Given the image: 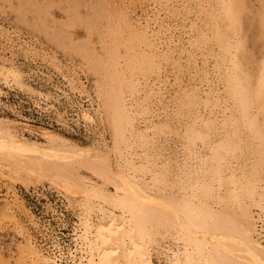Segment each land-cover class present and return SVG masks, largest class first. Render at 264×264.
Masks as SVG:
<instances>
[{
	"label": "bare ground",
	"instance_id": "obj_1",
	"mask_svg": "<svg viewBox=\"0 0 264 264\" xmlns=\"http://www.w3.org/2000/svg\"><path fill=\"white\" fill-rule=\"evenodd\" d=\"M213 1L208 0L207 7L200 5L206 28L192 24L189 39L193 51L207 52L205 63L218 46L220 57L213 64L217 72L210 81L217 85L209 93L211 98L202 102L209 112H194L197 116L186 117L183 124L178 113L173 119L176 128L155 110L162 89L149 77L173 59L170 45L175 30L166 39L162 27V36L155 38L149 23L136 25L118 12L111 19L105 56L71 46L88 63L82 70L93 75L99 100L96 110H81V117L90 123L94 116L105 117L116 165L104 152L50 134L44 146L30 142L20 134L19 123L0 118L1 173L6 169L8 177L48 180L78 215L74 249L66 253L51 238L50 255L22 221L17 194L7 189L2 214L20 242L15 255L0 251V264H152V251L166 264H264V223L261 211H254L261 210L259 200L264 197V54L258 72L244 70L251 60L243 53L248 39L244 20L250 8L245 0H217L214 9ZM260 9L255 18L258 28L250 39L260 43L264 52V0ZM99 11L101 17L104 9ZM66 75L71 90L83 96V84L82 90L75 88L79 74L74 70ZM0 78L5 84L26 87L19 68L1 58ZM195 99L191 90H184L181 106L192 105ZM167 133L182 134L184 167L187 161L198 160L180 193L168 190L166 167L157 169L139 153ZM201 148L208 150L207 155L201 154ZM249 155L254 161L239 165V158ZM82 169L98 180L97 185L81 176ZM74 193L81 194L80 201L72 200ZM33 225L40 228L37 222Z\"/></svg>",
	"mask_w": 264,
	"mask_h": 264
},
{
	"label": "rangeland",
	"instance_id": "obj_2",
	"mask_svg": "<svg viewBox=\"0 0 264 264\" xmlns=\"http://www.w3.org/2000/svg\"><path fill=\"white\" fill-rule=\"evenodd\" d=\"M245 1L250 13L244 20L248 39L243 53L251 60L246 61L249 64L245 65L244 70L254 75L259 71L264 52L262 45L254 43L250 38L258 28L255 18L261 10L262 0ZM212 3L215 9L218 1ZM200 5L207 7L208 0H0V58L19 68L22 83L26 86L21 87L14 82L5 84L0 78V118L19 123L20 134L30 142L44 146L46 135L50 134L66 139L72 145L86 149L92 147L104 152L112 164L116 165V152L112 149L111 133L105 117L94 116L93 123L86 122L81 117V110H96L99 100L94 90L93 75L90 72L85 75L83 72L88 63L71 46L75 44L80 50L105 56L111 43L108 31H111L110 26L114 23L112 20L118 12L124 13L136 25L149 23L155 38L157 35L162 36V27L163 37L166 39L170 38L168 32L175 30L174 43L170 45L173 59L161 64L159 74L148 75L162 89L159 91L161 96L157 97L159 101L156 102L157 107L154 106L155 110L169 122V126L176 128L178 123L173 119L178 113L181 115L180 124H183L186 117H195L203 111V115L209 112L204 109L202 102L210 97L209 93H213L214 86L217 85L210 81L217 72L213 64L220 57L218 46H215V52L209 50L206 63L207 52L196 53L190 46L189 31L193 29V25L206 28V17L200 14ZM100 9H104L101 17L98 15ZM88 24L94 27L89 29ZM124 51L120 50L122 55ZM174 62L176 63L172 64ZM224 69L226 70L221 65L220 70ZM74 70L79 74L76 76L78 80L75 78V88L82 90L80 83L83 84V96L78 91L71 90V86L67 84L66 73ZM204 72L206 75L209 73V77ZM219 89L224 91V87L220 86ZM184 90H191L196 95L194 104L181 106L180 99ZM181 137L182 134L175 136L172 133L157 136L151 144L139 150L141 158L148 159L157 169L166 167L169 172L166 184L168 190H177L179 193L183 192L180 188L184 185L183 181L189 170L198 168V160L187 161V166L184 167ZM257 143L256 140L255 146ZM242 145L245 148L246 142ZM200 151L203 155L208 153L207 149L201 148ZM244 159L239 158V165L254 161L252 155ZM80 174L97 185L98 180L89 171L82 169ZM21 177V180L8 177L6 169L2 173L0 171V251H5L7 256L9 252L15 255L20 242L15 235L14 226L2 214L1 206L7 189H13L17 194L22 221L46 253L53 255L51 238H56L66 253L73 250L74 229L78 223L77 211L69 206L63 195L48 180L33 177H30L33 180H28L29 177L25 179V175ZM258 177L261 178L259 175ZM173 186L177 187L172 188ZM72 196L74 202L80 201L82 197L78 193ZM259 205L261 210L254 208V211H261L264 223V197L259 200ZM33 222H37L40 228H36ZM151 263L166 264V261L159 259L152 251Z\"/></svg>",
	"mask_w": 264,
	"mask_h": 264
}]
</instances>
